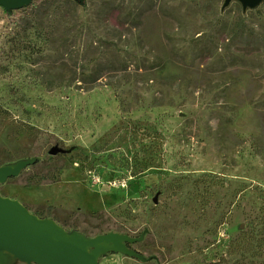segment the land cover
<instances>
[{
	"label": "rangeland",
	"instance_id": "obj_1",
	"mask_svg": "<svg viewBox=\"0 0 264 264\" xmlns=\"http://www.w3.org/2000/svg\"><path fill=\"white\" fill-rule=\"evenodd\" d=\"M257 1L0 5V198L99 264H264ZM44 250L0 231V264Z\"/></svg>",
	"mask_w": 264,
	"mask_h": 264
},
{
	"label": "bare ground",
	"instance_id": "obj_2",
	"mask_svg": "<svg viewBox=\"0 0 264 264\" xmlns=\"http://www.w3.org/2000/svg\"><path fill=\"white\" fill-rule=\"evenodd\" d=\"M27 2L28 0L24 1V3ZM7 174L9 173L6 172L5 175ZM16 212L21 218V223H17L12 216ZM0 217L3 220L13 219V226L2 223L1 229L15 241L23 244L25 247H30L32 244L48 247V250L44 252V257L51 264H99L100 255L92 254L86 250V246H81V242H86L85 239L79 237L74 240H58L49 235L50 229L47 224L26 212L15 201L0 198ZM68 242L72 243L69 249L67 247ZM103 244H107V242H103ZM114 250V247H109L107 251ZM30 252L33 253L34 258L38 259L36 248H31ZM11 253L17 255L19 252L18 250H13Z\"/></svg>",
	"mask_w": 264,
	"mask_h": 264
},
{
	"label": "water",
	"instance_id": "obj_3",
	"mask_svg": "<svg viewBox=\"0 0 264 264\" xmlns=\"http://www.w3.org/2000/svg\"><path fill=\"white\" fill-rule=\"evenodd\" d=\"M24 1H25V0H0V5H2V6L5 8V10L18 9V8H21V7H23V6L27 5V4H29L32 0H28L27 3H24ZM244 1L246 2V0H244ZM258 1H259V0H258ZM258 1H257V2H258ZM58 152H59L58 149L55 148V147H52V148L49 150V154H50V155H56ZM0 220H3V219L0 217ZM3 221H4V220H3ZM1 225H2V224H0V231H1L2 235L5 236L6 239H9V240H11L12 242H14L16 245H19V246H21L22 248L30 249V251H31V248H36V251H37L38 247H44V248H45L44 252H45L46 250H48V247H46L45 245H39V244H32L30 247H25L23 244H21V243L15 241L11 236L5 234V233L2 231V229H1ZM71 242H72V241H71ZM37 256H38V254H37ZM42 257H43V259H44L45 261L49 262L48 260L45 259L44 254L42 255ZM49 263H50V262H49ZM50 264H51V263H50ZM58 264H61V263H58Z\"/></svg>",
	"mask_w": 264,
	"mask_h": 264
},
{
	"label": "built area",
	"instance_id": "obj_4",
	"mask_svg": "<svg viewBox=\"0 0 264 264\" xmlns=\"http://www.w3.org/2000/svg\"><path fill=\"white\" fill-rule=\"evenodd\" d=\"M92 182H93V184L94 185H101L102 184V182H101V180L98 178V177H95L93 180H92ZM125 179H122L121 181L120 180H114L113 182H110L109 183V185H112V186H121V187H123V186H125Z\"/></svg>",
	"mask_w": 264,
	"mask_h": 264
},
{
	"label": "trees",
	"instance_id": "obj_5",
	"mask_svg": "<svg viewBox=\"0 0 264 264\" xmlns=\"http://www.w3.org/2000/svg\"><path fill=\"white\" fill-rule=\"evenodd\" d=\"M33 1V0H32ZM31 1V2H32ZM30 2V3H31ZM29 3V4H30ZM28 5V4H27ZM27 5H25V6H27ZM25 6H23V7H25ZM22 8V7H21ZM19 9V8H18ZM14 10H17V9H10V10H4V13H5V16H7V17H9V18H11V16H12V13L14 12ZM261 235H262V238L264 239V233H261ZM261 247V246H260Z\"/></svg>",
	"mask_w": 264,
	"mask_h": 264
}]
</instances>
